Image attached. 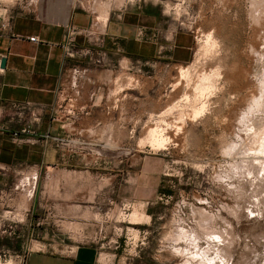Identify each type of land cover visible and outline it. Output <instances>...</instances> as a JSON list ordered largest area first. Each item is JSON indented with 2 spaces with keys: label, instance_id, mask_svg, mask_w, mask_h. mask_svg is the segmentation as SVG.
<instances>
[{
  "label": "rangeland",
  "instance_id": "374dc122",
  "mask_svg": "<svg viewBox=\"0 0 264 264\" xmlns=\"http://www.w3.org/2000/svg\"><path fill=\"white\" fill-rule=\"evenodd\" d=\"M57 1L0 0V23ZM71 2L94 19L140 5L165 32L190 36L191 58L175 62L121 53L110 64L75 58L61 81L57 115L69 121L65 149L94 152L58 170L48 168L51 196L34 211L26 209L32 192L42 190L45 172L20 168L11 176L15 192L0 198V264H24V254L40 244L65 249L82 243L97 246V264H264V0ZM96 23L93 29H103ZM209 33L215 43L207 40ZM108 68L113 71L97 76ZM218 69L221 75L209 85L204 74ZM109 82L116 84L117 97L126 93L116 103L125 123H81L80 86ZM156 126L164 145L148 137ZM87 163L92 176L81 172ZM27 176L36 178L26 183ZM79 180L88 184L80 187ZM59 202L73 208L61 212L54 204ZM134 211L141 223L131 222Z\"/></svg>",
  "mask_w": 264,
  "mask_h": 264
},
{
  "label": "crops",
  "instance_id": "0c3cea01",
  "mask_svg": "<svg viewBox=\"0 0 264 264\" xmlns=\"http://www.w3.org/2000/svg\"><path fill=\"white\" fill-rule=\"evenodd\" d=\"M44 4L34 10L23 9L12 15L8 21L0 23V116L11 129L23 125L30 107L40 117L34 124L36 135L44 132L61 136L67 134L69 121L62 120L57 115L56 105L63 75L75 60L66 55L67 34L71 27L85 31L95 28L96 21L102 24L103 29H94V43L82 32L75 36V44L91 46L96 51H106V64H110L114 56L121 53L141 59L166 56L175 62H187L191 58L190 36L184 31L165 32L162 22L156 16L148 15L140 5L134 11L125 9L115 16L108 17L107 13V17L102 20L100 15L94 19L89 11L79 7L76 2L69 4L64 11L61 5ZM141 27L146 29L144 36L139 34ZM31 37H36V40ZM165 49L169 51L165 53ZM3 57L6 58L4 67L1 66ZM109 71L113 70H101L97 76L103 77ZM121 90L126 91L125 88ZM117 92L119 90L116 84L110 82L90 87L81 85L77 99V110L82 113L81 123L89 119L98 128L125 123L116 115V103L124 100L126 93L119 98L116 96ZM92 152L94 151L91 148H83L73 153L72 150L57 147L52 142H44L37 136L31 137L27 142H16L11 139L9 131L0 130V198L15 192L14 177L11 176L20 168H29L28 172L32 168L36 169L38 176L45 172V180L42 190L37 194L33 191L34 194L32 192L30 195L31 202L26 212L46 206L48 203L45 197L51 196L50 189L53 186L48 168L58 170L67 161L76 158L83 160L81 156L93 154ZM81 168L82 174L93 175L91 164L87 163ZM27 178L28 176L25 178L26 183ZM63 183L65 184L62 181L61 184ZM76 184L84 187L88 183L79 180ZM62 194L67 197L62 196L61 199L67 201L70 193L66 190ZM79 195L77 192V197ZM84 196L82 191V197ZM54 204L60 206L61 212H68L67 208H73V204L71 206L68 202ZM75 207L80 208V204H75ZM131 222H142L137 211H134ZM23 259L24 264H97L98 248L91 243L66 245L65 249H48L40 244L30 248Z\"/></svg>",
  "mask_w": 264,
  "mask_h": 264
},
{
  "label": "built area",
  "instance_id": "2783aa9c",
  "mask_svg": "<svg viewBox=\"0 0 264 264\" xmlns=\"http://www.w3.org/2000/svg\"><path fill=\"white\" fill-rule=\"evenodd\" d=\"M145 28L141 27L140 35H145ZM84 32L90 42L94 43L93 35L95 34V30L93 28H89L85 31L71 27L67 34V48H66V55L72 58H89L92 61H98L99 63L106 64L107 60V52L104 50L96 51L91 46H78L75 44V36ZM32 40H36V37H31ZM66 99V97H65ZM73 98H69L72 100ZM38 113L34 109H30L29 107V115L28 118L23 122V125L17 129H11L7 122H5L2 117L0 116V130L9 131L11 139L16 142H27L30 140L31 137L37 136L40 140L44 142H52L57 147H65L68 142V137L61 136V135H52L50 132H44L41 135H36V130L34 128L35 122L39 119ZM36 177L31 176L27 178V181ZM8 199H10L8 197Z\"/></svg>",
  "mask_w": 264,
  "mask_h": 264
},
{
  "label": "bare ground",
  "instance_id": "6f19581e",
  "mask_svg": "<svg viewBox=\"0 0 264 264\" xmlns=\"http://www.w3.org/2000/svg\"><path fill=\"white\" fill-rule=\"evenodd\" d=\"M58 2V5H61L62 7H63V11L66 9L67 10V8H68V5L70 4H72V2H71V0H58L57 1ZM260 4H262V3H260ZM252 7V6H251ZM255 7V6H254ZM107 15V14H106ZM107 16H105V15H100V18H102V19H104V18H106ZM263 23V22H262ZM264 26V25H263ZM262 29V28H261ZM260 28H258V30H261ZM257 30V31H258ZM264 31V30H263ZM258 32H260V31H258ZM257 33V32H256ZM255 33V34H256ZM258 34V33H257ZM262 34H264V32L263 33H261V35ZM257 36V35H256ZM255 36V37H256ZM262 36H264V35H262ZM261 36V37H262ZM208 38H207V40L210 42L212 39H213V37H212V35L209 33L208 34V36H207ZM244 40V39H243ZM213 41V40H212ZM214 42V41H213ZM212 42V43H213ZM217 42V41H216ZM208 43V42H207ZM211 43V42H210ZM215 43V42H214ZM261 45V44H260ZM209 46V45H208ZM259 48V47H258ZM254 50V49H253ZM263 53V52H262ZM260 55V54H259ZM249 57V56H248ZM251 58V57H250ZM246 64V63H245ZM244 68V67H243ZM216 70V69H215ZM220 70L218 69V71H214L213 73H210V74H204V78H206L205 80L206 81H208L209 80V82H210V84L209 85H212V84H214V80H213V78L214 79H216L215 77L217 76V79L219 78V74H220V72H219ZM237 72V71H236ZM241 72V71H240ZM243 73V72H242ZM234 74H236V73H234ZM182 75L183 76H188L189 75V68L187 69H182ZM221 75V74H220ZM229 76V75H228ZM244 77V76H243ZM203 78V79H204ZM224 78V77H223ZM238 78V77H237ZM245 78V77H244ZM249 79V78H248ZM213 80V81H212ZM229 81H230V79H228ZM236 80V79H235ZM206 81H205V83H206ZM218 81V80H217ZM216 81V82H217ZM221 81V80H220ZM243 81V80H242ZM202 83V82H201ZM201 83H200V85H201ZM212 83V84H211ZM235 83V82H234ZM261 83H263V82H261ZM206 84H208V83H206ZM218 84V83H217ZM226 84V83H225ZM232 84V83H231ZM205 85V84H204ZM215 85V84H214ZM250 85V84H249ZM246 86V85H245ZM198 87V86H197ZM202 88L204 87L203 86V84H202V86H201ZM205 87H206V85H205ZM209 87H211V86H208V88ZM218 87V86H217ZM223 87H224V84H223ZM232 87V86H231ZM251 87V86H250ZM199 88H200V86H199ZM262 88V87H261ZM201 89V88H200ZM204 90L202 91V92H204V91H207V90H205V88H203ZM211 89V88H210ZM235 89H236V87H235ZM213 90H214V88H213ZM233 91V90H232ZM208 92V91H207ZM205 93V92H204ZM203 93V94H204ZM233 93V92H232ZM210 94V93H209ZM238 94V93H237ZM209 96V95H208ZM198 97V96H197ZM240 97V96H239ZM248 97V96H247ZM199 98V97H198ZM207 98V97H206ZM245 98V97H244ZM188 99V98H187ZM247 99V98H246ZM257 99V98H256ZM259 100V99H258ZM250 102V101H249ZM256 104V103H255ZM207 105V104H206ZM205 104H203L202 105V107H204V106H206ZM197 107V106H196ZM171 109H172V107H170ZM199 108V107H198ZM237 108V107H236ZM170 109V110H171ZM205 108H202V110H199V111H195V115L197 116V115H199L198 114V112L199 113H201L200 111H203ZM169 110V109H168ZM197 110V109H196ZM232 110V109H231ZM204 112V111H203ZM162 114V113H161ZM230 114V113H229ZM245 114V113H244ZM241 117V116H240ZM245 117L247 118V116L245 115ZM163 119V118H162ZM182 119V118H181ZM180 119V120H181ZM242 120H244L243 118H242ZM248 120V119H247ZM163 122H164V120H163ZM166 122V121H165ZM159 123V122H158ZM240 123V122H239ZM165 124H167V123H165ZM162 125H163V123H162ZM161 125V126H162ZM169 126V125H168ZM170 126H171V124H170ZM173 126V125H172ZM161 128L160 126H156V127H151L150 128V136H148V137H150L151 138V142L153 143V144H157V145H160V144H163V142L164 141H166V139H163V136H161V135H163L162 133H160V129L159 128ZM179 127L180 126H178V129H179ZM169 128V127H168ZM247 128V127H246ZM163 129V128H162ZM249 129V128H248ZM164 130V129H163ZM162 131V130H161ZM165 131H166V129H165ZM179 131V130H178ZM165 133V132H164ZM247 133V132H246ZM252 135V134H251ZM254 136V135H253ZM166 137V136H165ZM164 137V138H165ZM149 139V138H148ZM147 141V140H146ZM150 141V140H149ZM167 142V141H166ZM256 143V142H255ZM259 144V143H258ZM164 145V144H163ZM235 145V144H234ZM162 146V145H161ZM256 146V145H255ZM163 147V146H162ZM245 147H247V146H245ZM158 148V147H157ZM161 148V147H160ZM231 148V147H230ZM229 150V149H228ZM233 150V149H232ZM231 151V150H230ZM233 153V152H232ZM237 153V152H236ZM259 153H261V152H259ZM251 154V153H250ZM260 159V158H259ZM264 160V159H263ZM264 169V168H263ZM32 189V188H31ZM25 197V196H24ZM28 197V196H27ZM23 198V197H22Z\"/></svg>",
  "mask_w": 264,
  "mask_h": 264
},
{
  "label": "water",
  "instance_id": "95a60500",
  "mask_svg": "<svg viewBox=\"0 0 264 264\" xmlns=\"http://www.w3.org/2000/svg\"><path fill=\"white\" fill-rule=\"evenodd\" d=\"M5 63H6V58L3 57L2 60H1V66L4 67L5 66Z\"/></svg>",
  "mask_w": 264,
  "mask_h": 264
}]
</instances>
